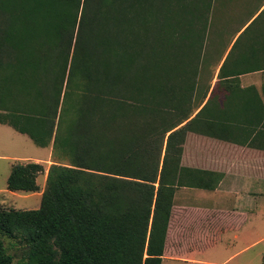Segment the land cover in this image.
Here are the masks:
<instances>
[{
  "label": "trees",
  "instance_id": "1",
  "mask_svg": "<svg viewBox=\"0 0 264 264\" xmlns=\"http://www.w3.org/2000/svg\"><path fill=\"white\" fill-rule=\"evenodd\" d=\"M214 1L0 0V123L52 145L39 207L0 203L26 264H161L174 186L199 176L181 166L187 133L216 136L222 117L264 134V26L247 34L264 8L211 60ZM44 171L14 163L7 188L36 191Z\"/></svg>",
  "mask_w": 264,
  "mask_h": 264
},
{
  "label": "crops",
  "instance_id": "2",
  "mask_svg": "<svg viewBox=\"0 0 264 264\" xmlns=\"http://www.w3.org/2000/svg\"><path fill=\"white\" fill-rule=\"evenodd\" d=\"M253 2L258 7L248 10L249 4ZM239 3L245 6L240 7ZM222 7H231L227 11L232 14L246 13L248 16L235 28L231 22L233 16L228 21L222 14ZM263 7L264 0L260 5L256 0H221V22L226 23L225 27L230 22L228 27L233 25L234 28V35L229 43L240 32L236 31L243 30ZM217 72L218 68L216 74ZM216 79L218 81L217 77ZM250 85L254 84H241V87ZM215 88L220 108L226 91L224 88L219 89V85ZM231 122L219 118L220 126L228 124L230 126H225L237 131L221 132L218 125L216 136L189 131L185 137L181 166L199 176L194 178L184 172L183 178L189 182L174 186L161 264H222L242 250L264 241V234H257L264 228V211L257 208V204L264 202V134L257 136L249 127H232ZM9 128L12 127L0 123V131L15 139ZM0 151L3 152L0 157L4 160H19L20 163H40L50 158V153L45 159L37 156H8L6 152L12 150L5 142H0ZM10 169L11 165L8 172ZM234 243L241 249L219 262L220 249L229 248Z\"/></svg>",
  "mask_w": 264,
  "mask_h": 264
},
{
  "label": "rangeland",
  "instance_id": "3",
  "mask_svg": "<svg viewBox=\"0 0 264 264\" xmlns=\"http://www.w3.org/2000/svg\"><path fill=\"white\" fill-rule=\"evenodd\" d=\"M263 0H256L257 4L260 5ZM221 5V0H215L213 2V10H212V17L208 26L207 31V42L210 45L211 52V60H214L216 57V49L218 47L219 53L223 50L220 48L222 45L223 47H226L230 44L233 35H234V28L233 25L227 27L224 25V29L221 28V23L219 22V7ZM240 7H243L245 5L238 4ZM236 6V1H235ZM249 9H253L255 7H258L255 2L249 4ZM228 9H224L222 7V14L228 18V21L232 19L231 16H233L232 23L234 24V27H237L238 25H241L248 14L246 13H230L227 10H231V7H227ZM264 8V7H263ZM247 9V8H245ZM241 10V9H240ZM220 23V24H219ZM261 26H264V12L259 16L258 20L251 26L248 33L251 35L255 30L260 28ZM247 37L246 34H244L243 39L239 41V44L241 45L244 41V39ZM218 42L219 46H218ZM207 46V45H206ZM228 47V48H229ZM227 48V49H228ZM217 66H213L212 70H215L214 76L211 78V86L214 87L217 79H216V71ZM262 76L263 73L258 72H252L247 73L240 76V83L242 85H249L254 84L256 86H260L262 82ZM205 77V72H204ZM203 77V78H204ZM211 87V88H212ZM214 104V101H212V105ZM211 105V106H212ZM8 128V127H7ZM12 134H14V138H11L12 136L9 134H6L4 132L0 131V142H5L7 146L11 147L10 152H6V155L8 156H18V157H25V156H32V157H40L41 159H45L47 155L51 154L52 145L49 144L46 147H40L37 146L27 135L21 134L17 131H15L12 128H9ZM13 142V144H12ZM16 153L17 155H14ZM0 155H3V152L0 151ZM47 160V161H46ZM44 161H41L40 163L43 165L45 171L43 173H39L37 175V184L39 186V189L36 191H11L7 188V177H8V171L9 166L14 163H20L19 160H4L0 157V202L4 207L7 208H14V209H34L38 208L40 204L41 194L42 190L45 185V172L48 167V165L51 163L50 158L46 159ZM257 208L260 211H264V202L263 204H257ZM259 216V214H257ZM262 222H264V217L262 219ZM258 235L264 234V228L260 230V232H257ZM0 239L3 241L4 245L6 246V249L8 253L12 256V261L10 264H26L27 258L24 246L18 242L17 239H11L6 236H0ZM238 244H241L239 242ZM238 244H230L229 248H222L219 251V262H222L224 259H226L230 254L239 251L241 248H237ZM264 254V241L257 244L256 246L246 248L242 250L241 252L237 253L235 256L230 258L228 261L222 263V264H263L262 263V256ZM214 260V259H211ZM218 262V260H215Z\"/></svg>",
  "mask_w": 264,
  "mask_h": 264
}]
</instances>
